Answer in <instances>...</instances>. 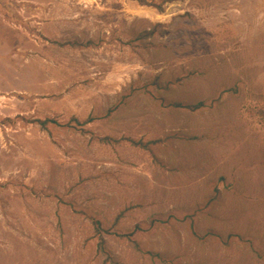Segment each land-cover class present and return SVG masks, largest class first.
Masks as SVG:
<instances>
[{"label":"rangeland","instance_id":"1","mask_svg":"<svg viewBox=\"0 0 264 264\" xmlns=\"http://www.w3.org/2000/svg\"><path fill=\"white\" fill-rule=\"evenodd\" d=\"M0 264H264V0H0Z\"/></svg>","mask_w":264,"mask_h":264},{"label":"trees","instance_id":"2","mask_svg":"<svg viewBox=\"0 0 264 264\" xmlns=\"http://www.w3.org/2000/svg\"><path fill=\"white\" fill-rule=\"evenodd\" d=\"M201 104H198V105H195V106H193V107H189V108H191V109H195L196 107H199ZM173 106H179V105H177V104H173Z\"/></svg>","mask_w":264,"mask_h":264}]
</instances>
